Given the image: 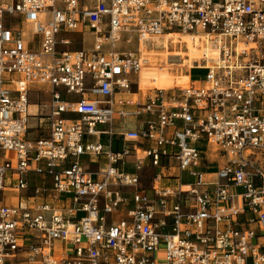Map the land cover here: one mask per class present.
Wrapping results in <instances>:
<instances>
[{"label": "built area", "instance_id": "obj_1", "mask_svg": "<svg viewBox=\"0 0 264 264\" xmlns=\"http://www.w3.org/2000/svg\"><path fill=\"white\" fill-rule=\"evenodd\" d=\"M169 35L218 56L168 39L190 83L141 90ZM263 152L264 0H0V264H264Z\"/></svg>", "mask_w": 264, "mask_h": 264}, {"label": "bare ground", "instance_id": "obj_2", "mask_svg": "<svg viewBox=\"0 0 264 264\" xmlns=\"http://www.w3.org/2000/svg\"><path fill=\"white\" fill-rule=\"evenodd\" d=\"M32 33L34 38L35 33L33 31ZM164 38V51H152L147 53L150 65L145 67L140 75L141 90H169L176 87L185 88L190 83L191 77L186 73V70L181 72V76H175L171 72V66L167 67L166 64L164 66H158L159 62H163L166 56L169 55L168 50L170 49V45L167 42L168 39H173L172 43L174 46L180 44L184 49L182 52H179L182 57H185L184 64L192 62L194 59H200L203 53L213 58L218 56L214 50H211L209 47L207 48V39L203 35H169ZM160 43L161 42H159V44Z\"/></svg>", "mask_w": 264, "mask_h": 264}, {"label": "rangeland", "instance_id": "obj_3", "mask_svg": "<svg viewBox=\"0 0 264 264\" xmlns=\"http://www.w3.org/2000/svg\"><path fill=\"white\" fill-rule=\"evenodd\" d=\"M5 21H6V24L9 25L12 29L21 30V31H23V32L26 33V35L24 36V40H25V42L27 44H29V46H31V47H33V46L37 47L40 44V40H41L40 36L34 35L36 38L35 37L33 38V33H32V30H31L30 25L27 24V23H23V21H22L21 18L6 16ZM82 40L86 44L85 45L86 47H90V49L92 48V46H93V38H92V36L85 35L84 37H82ZM125 49L126 50H131V49H134V47L127 46ZM182 50H184V49H182ZM171 72L175 76H181L182 75L181 72H183V71L182 70L181 71L179 70L178 72L177 71H171ZM204 76H205V71L197 70V71H194V73H193L194 80L195 79L202 80L204 78ZM133 91H137V89L134 88ZM42 96H43V98H42V101L41 102H48V100L50 98L49 97L48 90H45V94L42 95ZM65 98H66V100H73V99H75V96L74 95H71V96H67ZM29 102L31 104V107H30V115L31 116L38 115V110L36 108H34V104H37L39 102L38 101V98L34 94H31L29 96ZM40 112H41L42 115H44V114H46V113L49 112V109L48 108H43ZM30 125L32 127H37L38 126V121H36V119L34 117H31L30 118ZM42 126H44V127L46 126V121H45V123ZM34 132H35V130H33V133ZM259 157L260 158L257 159V160H256V157H254L252 159L253 160L252 162H253L254 167L259 168L260 171L264 174V152L261 153L259 155ZM1 196L2 195H0V199H1Z\"/></svg>", "mask_w": 264, "mask_h": 264}, {"label": "crops", "instance_id": "obj_4", "mask_svg": "<svg viewBox=\"0 0 264 264\" xmlns=\"http://www.w3.org/2000/svg\"><path fill=\"white\" fill-rule=\"evenodd\" d=\"M85 35H89V34H83V35H81V34H66L64 37L66 39L70 40L71 42H73V44L69 46V49H75V48L76 49H82L83 48L85 50H90V47H86L85 46L86 44L82 40V37H84ZM27 46L30 47L31 49H35V50H37L39 48V45L37 47H35V46L31 47V46H29V44H27ZM35 88L36 87H33V89H35ZM45 134H47V133H45ZM37 137H39L38 133H32L31 134V138H37ZM7 196H9V197H7L3 200H0L1 201L0 203L6 204V205H16L17 200L14 196H12V193H10V192L7 193ZM1 199H2V196H1Z\"/></svg>", "mask_w": 264, "mask_h": 264}]
</instances>
